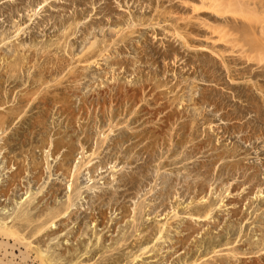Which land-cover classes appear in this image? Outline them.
<instances>
[{
	"label": "rangeland",
	"instance_id": "rangeland-1",
	"mask_svg": "<svg viewBox=\"0 0 264 264\" xmlns=\"http://www.w3.org/2000/svg\"><path fill=\"white\" fill-rule=\"evenodd\" d=\"M16 44L28 59L16 87L0 62V99L9 101L0 116L16 117L0 126V226L23 218L18 236L30 254L48 264H264V0H0V56ZM202 165L212 169L204 199L220 227L186 213L193 195L183 178ZM160 170L174 181L165 208ZM145 197L154 211L137 229L174 226L160 243H136L133 209ZM185 213L200 231L193 257L173 248L187 234H177ZM206 224L216 237L230 224L232 246H198Z\"/></svg>",
	"mask_w": 264,
	"mask_h": 264
},
{
	"label": "bare ground",
	"instance_id": "bare-ground-1",
	"mask_svg": "<svg viewBox=\"0 0 264 264\" xmlns=\"http://www.w3.org/2000/svg\"><path fill=\"white\" fill-rule=\"evenodd\" d=\"M209 1V0H208ZM211 1V0H210ZM215 3V2H214ZM240 3V2H239ZM197 8V7H196ZM212 8V7H211ZM217 8V7H216ZM214 9V8H213ZM212 9V10H213ZM201 10V9H200ZM219 12V11H218ZM217 19V18H216ZM227 20V19H226ZM230 25V24H229ZM219 26V25H218ZM210 27V26H209ZM226 27V26H225ZM211 29V28H210ZM214 29H215V27H214ZM129 30V29H128ZM132 30V29H131ZM208 30V29H207ZM217 30V29H216ZM219 30V29H218ZM177 32V31H176ZM213 32V31H212ZM217 33V32H216ZM221 33V32H220ZM127 34V33H126ZM176 34V33H175ZM183 35V34H182ZM129 38V37H128ZM182 38V37H181ZM221 38H222V36H221ZM220 40V39H219ZM222 40V39H221ZM3 41H4V39H3ZM223 41V40H222ZM226 42V41H225ZM94 43V42H93ZM97 43V42H96ZM98 44V43H97ZM230 44V43H229ZM58 45V44H57ZM93 46V45H92ZM96 46V45H95ZM91 47V46H90ZM21 48V45L19 44V45H17L16 44V47L14 48L15 50H14V55L13 56H9V57H6V58H2L1 56H3V55H1L0 57H1V59H0V62H2L3 61V63L6 65V68H5V66H4V70L6 71H4L6 74V82H9V83H11V84H13L14 85V87H16L17 85H18V75L16 74V72H18L17 71V69H19L20 68V66H18L19 65V62L20 63H22L23 64V60H25V58H26V56H25V53H24V55H23V53H22V48ZM94 48V47H93ZM96 48V47H95ZM37 49V48H36ZM43 49V48H42ZM93 50V49H92ZM90 51V50H89ZM94 51V50H93ZM90 52V54H94V55H97L98 56V54L95 52ZM44 52V51H43ZM38 53V52H37ZM88 53V52H87ZM102 53V52H101ZM29 54V53H28ZM36 54V53H35ZM42 54H44V53H42ZM51 54V53H50ZM27 55V54H26ZM45 55V54H44ZM219 55V54H218ZM37 57V56H36ZM222 57V56H221ZM13 58V59H12ZM29 58V57H28ZM58 58V57H57ZM88 58V57H87ZM27 59V58H26ZM74 59V58H73ZM77 59V58H76ZM242 59V58H241ZM28 60V59H27ZM31 60V59H30ZM96 60V59H95ZM50 61V60H49ZM60 61V60H59ZM86 61V60H85ZM39 62V61H38ZM224 62V61H223ZM26 63V62H25ZM28 63H29V61H28ZM32 63H33V61H32ZM42 63V62H41ZM51 63V62H50ZM61 63V62H60ZM60 63H59V65H60ZM40 64V63H39ZM38 64V65H39ZM53 64V63H52ZM58 64V63H57ZM1 65V64H0ZM24 66V65H23ZM26 66V65H25ZM49 66V65H48ZM62 66V65H61ZM60 66V67H61ZM2 67V66H1ZM19 67V68H18ZM29 67V66H28ZM35 67V66H34ZM39 67H40V65H39ZM52 67H54V66H52ZM22 68V67H21ZM24 68V67H23ZM36 68V67H35ZM43 68V67H42ZM46 68H48V67H46ZM58 68V67H57ZM227 68H228V72H229V74H231V72H230V70L231 69H229V67L227 66L226 67V70H227ZM231 68V67H230ZM28 69V68H27ZM30 69V68H29ZM74 69V68H73ZM3 70V69H2ZM36 70H37V68H36ZM63 70V69H62ZM70 70V69H69ZM24 71V70H23ZM39 71V70H38ZM40 71H42V70H40ZM40 71H39V73H40ZM45 71V70H44ZM48 71V70H47ZM47 71H46V73H47ZM56 71V70H55ZM72 71V70H71ZM22 72V71H21ZM20 72V73H21ZM36 72V71H35ZM43 72V71H42ZM49 72H50V70H49ZM52 72V71H51ZM79 72V71H78ZM227 72V73H228ZM19 73V74H20ZM29 73V72H28ZM39 73H34L35 75L33 76V79H32V81H31V85L33 86H36V85H38V84H40L41 82H43L42 80H43V78H40V75L42 74H39ZM46 73H44L43 75H45ZM58 73V72H57ZM74 73V72H73ZM31 74H33V73H31ZM39 74V75H38ZM51 74V73H50ZM68 74V73H67ZM5 75H3V76H5ZM46 76V75H45ZM233 76V75H232ZM1 77V76H0ZM21 77V76H20ZM31 77V76H30ZM29 77V78H30ZM72 78H74V77H72ZM2 79V78H1ZM0 79V80H1ZM31 79V78H30ZM56 79V78H55ZM54 79V80H55ZM3 80V79H2ZM1 80V81H2ZM20 80H22V79H20ZM52 80V79H51ZM66 80V79H65ZM30 81V80H29ZM61 81V80H60ZM81 81V80H80ZM20 82V81H19ZM1 83L2 82H0V87H1ZM250 83V82H249ZM47 84V83H46ZM44 85H45V83H44ZM43 86V85H42ZM262 89V88H261ZM0 91H2V90H0ZM13 91V90H12ZM39 91V90H38ZM9 92H10V90H9ZM128 92V91H127ZM131 93V92H130ZM133 93H134V91H133ZM135 93H137V92H135ZM26 94H27V92H26ZM40 94V93H39ZM128 94V93H127ZM6 95V97L9 95V94H5ZM32 95V94H31ZM1 96V95H0ZM22 96V95H21ZM27 96H28V94H27ZM132 96V95H131ZM140 96V95H139ZM9 97H10V95H9ZM137 97V96H136ZM26 98V97H25ZM39 98V97H38ZM29 99V98H28ZM9 100V99H8ZM37 100V99H36ZM17 101H20V100H17ZM29 101V100H28ZM183 102V101H182ZM9 104V101L7 102L6 101V103H5V101L3 102L1 99H0V106H4V104ZM29 103V102H28ZM27 103V104H28ZM7 104V105H8ZM18 104V103H17ZM16 106H18V105H16ZM15 106V107H16ZM8 107V106H7ZM6 107V108H7ZM20 107V106H19ZM11 108V107H10ZM12 108H14V107H12ZM11 108V109H12ZM17 108V107H16ZM5 109V108H4ZM9 109V108H8ZM11 109H9V111H7V112H10V110ZM20 109H23V108H20ZM13 110V109H12ZM11 110V111H12ZM15 111H17V110H15ZM14 112V111H13ZM13 112H11V116H13L14 115V117H15V114H12ZM172 112V111H171ZM17 113V112H16ZM18 113H20V112H18ZM22 113V112H21ZM7 114V113H6ZM1 115V114H0ZM20 115V114H19ZM178 115H179V113H178ZM7 117H8V114L6 115ZM11 116H9V117H11ZM17 116V115H16ZM5 118L4 117V115H3V117H1L0 116V126L1 125H6V126H8L9 124H11L13 121H14V119L16 118ZM17 117H19V116H17ZM42 117V116H41ZM167 117V116H166ZM18 120V119H17ZM40 120V119H39ZM36 121V120H35ZM15 123V122H14ZM186 124V123H185ZM195 124V123H194ZM195 126V125H194ZM185 130V129H184ZM154 132V131H153ZM153 132H151L152 133V135L154 134ZM159 133V132H158ZM188 133V132H187ZM139 134V133H138ZM137 134V135H138ZM148 134V133H147ZM136 135V136H137ZM149 135V134H148ZM159 136H161V134L159 135ZM165 137V136H164ZM183 136H180L179 138L181 139H178V140H180V141H178V143L179 144H181V143H183L182 142V138ZM157 139H158V137H157ZM163 140V139H162ZM178 144V145H179ZM152 146V145H151ZM147 148V147H146ZM149 148V147H148ZM146 149V151L148 152L149 151V149ZM199 148V147H198ZM152 151V150H151ZM150 152V151H149ZM173 153V152H172ZM219 156V155H218ZM222 156V155H221ZM219 158V157H218ZM205 164V163H204ZM168 165V164H167ZM164 166H165V164L163 165L162 164V166H161V168H164ZM146 167V166H145ZM166 167V166H165ZM231 167V166H230ZM203 168H204V170H203ZM222 169V168H221ZM164 170V169H163ZM201 170H203L202 172H201ZM150 171V169L148 170V172ZM187 171V170H186ZM190 172L188 173V174H185V176H184V178H183V183H182V185H183V189H184V194H186V196H187V194L188 195H191L192 196V198H191V203L189 204V207L188 206H186V210H187V214H188V216H189V218L191 219V218H197V221H200L201 223L203 222V220L205 221L206 219H208V220H206V221H208V222H210L211 220L214 222H212L213 223V226H214V224H215V221H218L219 222V220H217V217H216V220L214 221L213 219V217H212V215L214 216V215H216V213L214 214L213 213V211H217L216 210V208H212V207H214L213 205L215 204H213L212 203V201L210 202V201H208V202H210V203H208L207 202V200H209L208 198H207V200L206 199H204L205 198V194H207L206 192V189L208 188V187H211V184H209V183H211V182H209V183H207L208 181L206 180V178H207V176H210L211 174H212V169L209 167V166H205V165H202L201 167H199L196 171H195V173H194V171L193 172H191V170H189ZM159 171H157V173H158ZM214 172V171H213ZM150 173V172H149ZM160 173H161V170H160ZM163 173V172H162ZM161 173V174H162ZM156 174V173H155ZM159 175V174H156L157 175V179H158V176H159V181H160V184H159V187H161V188H159V187H157L159 190H160V192L158 193V195H157V200H159L160 201V205H159V208H163L165 205H167L165 202H168V201H166V200H168L169 199V197H168V195H170L171 194V188H173V178H172V176L173 175H171V177H170V175H168L167 173H165V174H167L168 176H165L164 174H162V175ZM193 174V175H192ZM247 174V173H246ZM150 175V174H149ZM155 175V176H156ZM175 175V178H179L180 177V175H179V177H176V173L174 174ZM177 175V176H178ZM202 175H204L205 177H202L201 178V176ZM140 177H141V179H142V177L144 178V179H146V180H148L149 178H148V173H147V171L145 172V169H144V173H142L141 175H140ZM151 177H152V175H151ZM183 177V176H182ZM155 178V177H154ZM218 178V177H217ZM137 179H138V177H137ZM136 178H134V181L133 182H139L140 183V181H138ZM140 179V178H139ZM182 179V178H181ZM210 179V178H209ZM223 179V178H222ZM176 180V179H175ZM145 181V180H144ZM155 181H157V180H155ZM207 181V182H206ZM154 183V182H153ZM156 183V182H155ZM177 183V182H176ZM178 183H180V179H179V182ZM146 184H148V182L146 183ZM157 184V183H156ZM140 185V184H139ZM151 184H150V181H149V186H150ZM178 185V184H177ZM176 185V186H177ZM72 186V185H71ZM136 186V185H135ZM156 186V185H155ZM175 186V187H176ZM213 186V185H212ZM150 188V187H149ZM156 188V189H157ZM178 188V187H177ZM213 188V187H212ZM70 189V188H69ZM175 189V188H174ZM182 189V190H183ZM145 190V189H144ZM173 190V189H172ZM213 190H214V188H213ZM149 191V190H148ZM212 191V190H211ZM210 191V192H211ZM262 191V190H261ZM174 192V191H173ZM172 192V193H173ZM183 192V191H182ZM181 192V193H182ZM216 192V191H215ZM229 192V191H228ZM147 193V192H146ZM149 193L151 194V192L149 191ZM154 193V190H153V192H152V194ZM178 193V192H177ZM205 193V194H204ZM223 193V192H222ZM230 193V192H229ZM264 193V192H263ZM6 195H7V193H5ZM148 194V193H147ZM146 194V195H147ZM151 194V195H152ZM155 194H157V192L155 193ZM204 194V195H203ZM214 194V193H213ZM215 194H217V193H215ZM214 194V195H215ZM261 194H262V192H261ZM151 195L149 196V194H148V197H151ZM173 196H174V194H172ZM178 195H179V193H178ZM208 195H210L209 194V192H208ZM211 195H212V193H211ZM213 195V196H214ZM228 195H230V194H228ZM78 196V195H77ZM140 196V195H139ZM153 196V195H152ZM171 196V195H170ZM180 196V195H179ZM199 196H202V197H200L199 198ZM146 198L145 197V199L144 200H139L140 201V203H138L137 205H135V209H133L134 210V215H133V217H132V209H127L126 208V206H121L120 207V210H121V212H122V214H126V213H129V217H130V215H131V217H132V221L131 220H129V221H131V223L133 222V228H136L135 229V231L137 232V231H141V230H138L137 229V225H139L140 223H139V220L142 218V215L144 216V217H147L146 218V220H149V215H150V213H152V211H154L153 210V206L151 205V204H153L154 205V203H151V202H149V198ZM154 197V196H153ZM188 197V196H187ZM212 197V196H211ZM215 197H217V196H215ZM220 197V196H219ZM260 197V196H259ZM113 198V197H112ZM116 198V197H115ZM152 198V197H151ZM174 198H178V197H176V195H175V197ZM183 198H185V197H183ZM199 198V199H198ZM71 199V198H70ZM143 199V198H142ZM154 199V198H153ZM170 199H172L171 197H170ZM182 199V198H181ZM180 199V200H181ZM197 199H198V201H197ZM219 199V198H218ZM221 199H223L222 197H221ZM224 199H225V197H224ZM111 200H114V199H111ZM180 200H179V202H180ZM212 200V199H211ZM215 200H217V199H215ZM214 200V201H215ZM159 201H157V204L159 203ZM175 201V200H174ZM196 201H197V203H196ZM226 201H228V200H226ZM111 202V201H110ZM136 202V201H135ZM153 202V201H152ZM219 202H224L223 200L222 201H220L219 200ZM112 203V202H111ZM165 203V204H164ZM208 203V204H207ZM213 205H212V204ZM218 203V202H217ZM72 204V203H71ZM136 204V203H135ZM193 204H195V205H193ZM219 204V203H218ZM112 205V204H111ZM187 205V204H186ZM216 205V204H215ZM220 205H221V203H220ZM219 205V206H220ZM227 205V204H226ZM226 205H224V206H226ZM114 206V205H113ZM218 206V205H217ZM219 206L217 207V208H219ZM223 206V207H224ZM69 207H70V205H69ZM185 207V206H184ZM216 207V206H215ZM157 208V207H156ZM165 208V207H164ZM220 208H222V207H220ZM229 208V207H228ZM175 209V208H174ZM183 209V208H182ZM185 209V208H184ZM119 210V209H118ZM131 210V211H130ZM162 210H164V209H162ZM177 210V209H176ZM224 210H226V209H224ZM129 211V212H128ZM163 212V211H162ZM157 214H158V212H156ZM175 213V215H172V217H174V219H176V218H178V215H180V214H178V211H177V213L176 212H174ZM185 213V217H187L186 214ZM20 215L22 214V213H19ZM25 214V213H24ZM44 214V213H43ZM102 215H103V212L101 213ZM121 214V215H122ZM154 214V213H153ZM127 215H126V217H128ZM168 216V215H167ZM19 217V216H18ZM21 217V216H20ZM55 217H56V215H55ZM97 217V216H96ZM162 217V216H161ZM171 217V218H172ZM180 217V216H179ZM95 217H93V219H94ZM151 218V217H150ZM156 218V217H155ZM181 218V217H180ZM213 218V219H212ZM23 219V218H22ZM22 219H20V224H18V223H16V225L14 224L12 227H3V226H0V264H48L47 262H49L50 260L49 259H47L48 261L46 262V260H45V258H42L43 256L42 255H40V254H35V255H33V253H31L30 254V252H28V244L27 243H25L24 242V240L21 238V237H19L20 236V231H21V228H23L22 227V224H21V221H22ZM105 219V218H104ZM103 219V220H104ZM113 219V218H112ZM116 219V218H115ZM123 219H125V218H123L122 217V220ZM127 219V218H126ZM187 219H188V217L185 219L184 218V220H186V224L182 227V230L181 231H177V234L178 235H180V234H182L183 232H186L187 234L186 235H184V236H182L181 238L179 237L178 239H177V241L175 242V244H174V246H173V248H177L178 249V251L179 250H182V249H185V255H188L189 257H193V255L195 254V251H194V249H193V246H192V244H194L193 243V240L195 239V238H197V236H195V234L197 235L198 233H200V231L198 230V229H196L197 227L196 226H193L191 223H188V221H187ZM190 219H188V220H190ZM95 221L97 220V219H94ZM111 220V219H110ZM108 220L109 221V223L110 222H112L113 220ZM122 220H118V221H121L122 222ZM177 220H179V219H177ZM182 220H180L179 221V223L181 222H183ZM194 220V219H193ZM210 220V221H209ZM151 221V220H150ZM149 221V222H150ZM160 221V220H159ZM205 221V222H206ZM94 222V221H93ZM99 222V218H98V220H97V222H96V224H99L98 223ZM117 222V221H116ZM115 222V223H116ZM126 222V221H125ZM134 222L136 223V224H134ZM161 222V221H160ZM183 222V223H184ZM194 222V221H193ZM204 222V223H205ZM208 222H206V223H208ZM231 222V221H230ZM113 223V222H112ZM114 223V224H115ZM124 223V222H123ZM127 223V222H126ZM130 223V222H129ZM144 223V222H143ZM195 223H197V222H195ZM211 223V222H210ZM211 223V224H212ZM18 224V225H17ZM102 224H104V228H106V229H108V231H111L112 230V228L114 229V226H116V228H115V230L117 229V225H118V223H116L114 226H112L111 224V226H109L108 225V223H107V221H105L104 223H102ZM125 224V223H124ZM176 224V223H175ZM220 223H218V225H216L215 224V226L216 227H220V225H219ZM131 225V224H130ZM179 225V224H178ZM183 224H181V226H182ZM198 225H200V224H198ZM207 226H209V224H206ZM206 225H203V228L205 229V227L204 226H206ZM230 225V224H229ZM229 225H227L226 224V226L224 227V225L222 226V224H221V226H222V228H220V230H221V232L223 233V236H220V235H218L217 237L216 236H213V232L211 231L212 230V227H210V226H212V225H210L209 227H208V229L207 230H205L206 232L205 233H203L202 232V234L203 235H207L209 238H205L203 241H199L200 242V245H198V246H200V247H204L205 249H207V250H213V252L215 253V251H214V249L217 247V246H223V245H229L230 244V238H229V236L230 235H232L233 233H234V229H233V227H231V226H229ZM236 225V224H235ZM127 226V225H126ZM136 226V227H135ZM140 226V225H139ZM154 226V225H153ZM148 227L146 230H142L139 234H137L139 237H141V238H138V239H136V243H139V245H143V243L144 242H150V241H152V240H154V239H157L158 240V242H159V240L161 241L162 239H165L166 240V238L168 239V238H170V237H168L169 235V233L170 232H172V231H174L173 229H174V226H173V223L171 222H166V223H161L160 225L158 224L157 226H154V227ZM180 226V225H179ZM202 226V225H201ZM201 226H199V227H201ZM214 226V227H215ZM239 226V225H238ZM132 227V226H131ZM196 227V228H195ZM213 227V228H214ZM43 228V227H42ZM118 229H120L119 227H118ZM122 229H125V228H122ZM121 229V230H122ZM180 229V228H179ZM204 229H202V230H204ZM43 230H44V228H43ZM104 230V229H103ZM121 230H119V231H121ZM200 230H201V228H200ZM217 230V229H216ZM216 230H215V232H216ZM220 230H218L217 232H218V234L220 233L219 231ZM38 231H40V229L38 230ZM199 231V232H198ZM240 231H242V230H240ZM41 232V231H40ZM108 233V232H107ZM113 233V232H112ZM122 233H127L126 231H124V232H122ZM121 233V234H122ZM38 234H39V232H38ZM98 234V233H97ZM128 234V233H127ZM143 234V235H142ZM217 234V233H216ZM19 235V236H18ZM118 235V234H117ZM116 235V236H117ZM129 235V234H128ZM132 235V234H131ZM202 235V236H203ZM222 235V234H221ZM38 236V235H37ZM122 236H127V235H123L122 234ZM135 236V235H134ZM199 236V235H198ZM201 236V238H203ZM25 237V236H24ZM102 237V236H101ZM100 237V238H101ZM105 237V236H104ZM127 239V238H126ZM132 239V238H131ZM103 239H101V241H102ZM197 239H195V241H196ZM119 241V240H118ZM118 241H116V242H118ZM124 241L126 242L127 240H125V238H124ZM170 241H172V240H170ZM38 242V241H37ZM104 242H105V239H104ZM124 242V243H125ZM164 242V241H163ZM232 242V241H231ZM41 243V242H40ZM122 243V242H121ZM160 243V242H159ZM100 244V243H99ZM119 244V243H118ZM126 244H127V242H126ZM198 244V243H197ZM145 245H146V243H145ZM157 245V244H156ZM231 245V244H230ZM229 245V246H230ZM119 246V245H118ZM124 246V245H123ZM232 246V245H231ZM120 247V246H119ZM139 247V246H138ZM146 247V246H145ZM224 247V246H223ZM226 247V246H225ZM118 248V247H117ZM147 248V247H146ZM146 248H143L142 250H145ZM115 249V248H114ZM197 249V248H196ZM36 250V249H35ZM216 250V249H215ZM232 250V249H231ZM147 251V250H146ZM197 251V250H196ZM37 252V251H36ZM114 252V251H113ZM176 252V251H175ZM143 253H146L145 251L143 252ZM121 254V253H120ZM123 254V253H122ZM141 254V253H140ZM208 254H209V252H208ZM216 254V253H215ZM117 255V254H116ZM103 256V255H102ZM118 256V255H117ZM120 256V255H119ZM138 256V255H137ZM136 256V257H137ZM45 257V256H44ZM124 257V256H123ZM120 258L121 257H116V259L114 260V258H113V260H114V262H117V263H119L120 264V262L118 261V260H120ZM138 258V257H137ZM184 258V257H183ZM112 259V258H111ZM136 259V258H135ZM180 259H182V257H178V260H180ZM187 259H188V257H187ZM190 259V258H189ZM53 260V259H52ZM51 260V261H52ZM50 261V262H51ZM108 262H110V260H108ZM180 262V261H179ZM52 263V262H51ZM107 263V262H106ZM226 263V262H225ZM50 264V263H49ZM108 264V263H107ZM186 264H187V262H186Z\"/></svg>",
	"mask_w": 264,
	"mask_h": 264
}]
</instances>
